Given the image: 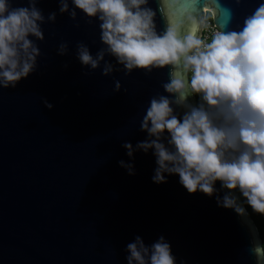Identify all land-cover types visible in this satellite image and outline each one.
Returning <instances> with one entry per match:
<instances>
[{
	"label": "water",
	"instance_id": "water-1",
	"mask_svg": "<svg viewBox=\"0 0 264 264\" xmlns=\"http://www.w3.org/2000/svg\"><path fill=\"white\" fill-rule=\"evenodd\" d=\"M259 2L149 0V6L161 31L185 8L208 11L217 27L230 8L229 26H242ZM37 7L46 18L38 66L16 87H0V264H127L126 245L137 235L146 244L163 235L177 264H257L251 243L256 236L263 241L248 211L239 216L219 206L216 194L188 192L178 174L154 182L152 151L137 150L133 158L123 147L147 137L139 121L149 98L163 92L167 71L90 70L76 46L84 42L93 54L103 47L100 21L78 8L75 19L61 13L59 0H37ZM51 12L54 21L47 20ZM62 41L65 54L58 51ZM120 160L132 162L135 174Z\"/></svg>",
	"mask_w": 264,
	"mask_h": 264
},
{
	"label": "clouds",
	"instance_id": "clouds-1",
	"mask_svg": "<svg viewBox=\"0 0 264 264\" xmlns=\"http://www.w3.org/2000/svg\"><path fill=\"white\" fill-rule=\"evenodd\" d=\"M71 5L59 0V11L75 19L78 8L100 21L103 47L93 54L84 42L76 46L88 69L100 68L104 75L137 68L167 71L163 92L149 98L139 121L147 137L135 146L124 141L127 155L151 150L154 182H166V173L178 174L190 193L216 194L219 206L239 216L247 215L245 204L264 215V0L235 28L229 26L232 10L225 9L224 22L208 35V17L187 8L158 31L149 0H71ZM55 19V12L48 14L47 20ZM45 20L37 0L20 5L0 0V87L14 88L36 70ZM58 51L67 53V42ZM121 87L115 80V90ZM119 163L135 174L132 162ZM251 245L257 264H264V243L256 236ZM126 250L127 264H177L163 235L151 244L137 235Z\"/></svg>",
	"mask_w": 264,
	"mask_h": 264
},
{
	"label": "trees",
	"instance_id": "trees-1",
	"mask_svg": "<svg viewBox=\"0 0 264 264\" xmlns=\"http://www.w3.org/2000/svg\"><path fill=\"white\" fill-rule=\"evenodd\" d=\"M243 199V198H242ZM246 208H247V211L249 213V215L252 217V219L254 220V222L256 223L258 229H259V232H260V235H261V238H262V241L264 243V215H261L257 212H254L250 206L246 205Z\"/></svg>",
	"mask_w": 264,
	"mask_h": 264
},
{
	"label": "built area",
	"instance_id": "built-area-1",
	"mask_svg": "<svg viewBox=\"0 0 264 264\" xmlns=\"http://www.w3.org/2000/svg\"><path fill=\"white\" fill-rule=\"evenodd\" d=\"M205 13L206 16L208 17V28L204 30V34L208 35L218 27L215 25L212 15L208 11H206Z\"/></svg>",
	"mask_w": 264,
	"mask_h": 264
}]
</instances>
